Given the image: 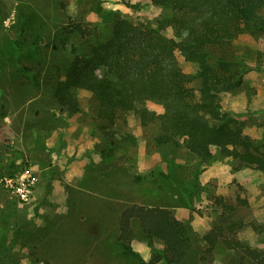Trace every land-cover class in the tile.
Here are the masks:
<instances>
[{"label":"rangeland","instance_id":"1","mask_svg":"<svg viewBox=\"0 0 264 264\" xmlns=\"http://www.w3.org/2000/svg\"><path fill=\"white\" fill-rule=\"evenodd\" d=\"M167 15L149 0H0V264H136L116 244L131 204L166 207L187 223L178 264H237L222 243L204 253L202 236L215 225L264 253V172L218 147L202 163L184 147L155 146L157 124L139 119L142 109L162 112L151 102L111 120L96 117L86 90H73L80 110L71 118L55 103L74 56L107 40L114 17L154 24ZM228 60L243 78L220 93L222 111L264 145V31L240 30ZM26 171L35 184L21 201L3 180ZM132 229L131 247L147 263L163 245L148 242L136 220Z\"/></svg>","mask_w":264,"mask_h":264},{"label":"trees","instance_id":"2","mask_svg":"<svg viewBox=\"0 0 264 264\" xmlns=\"http://www.w3.org/2000/svg\"><path fill=\"white\" fill-rule=\"evenodd\" d=\"M149 1L167 9L168 15L154 24L114 17L107 40L74 56L55 87V103L71 118L80 110L73 90H86L96 105V117L111 120L151 102L161 106L162 112L142 109L139 119L142 126L157 124L155 146L184 147L202 163L212 157L210 148L218 147L222 156L264 172V145L243 135L237 121L222 111L219 100L220 93L242 82L243 71L234 69L229 51L243 28L264 31V0ZM34 44L44 41L36 37ZM182 65L192 66L193 72L184 71ZM134 220L148 242L163 245L147 263L130 244ZM202 240L205 254L222 243L239 254L237 264L247 260L264 264V253L226 237L221 225ZM116 244L136 264H178L189 248L187 223L166 207L131 204L120 213Z\"/></svg>","mask_w":264,"mask_h":264},{"label":"built area","instance_id":"3","mask_svg":"<svg viewBox=\"0 0 264 264\" xmlns=\"http://www.w3.org/2000/svg\"><path fill=\"white\" fill-rule=\"evenodd\" d=\"M3 182V186L13 191L21 201H27L32 194L35 178L26 171L20 178H5Z\"/></svg>","mask_w":264,"mask_h":264}]
</instances>
